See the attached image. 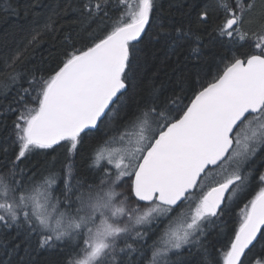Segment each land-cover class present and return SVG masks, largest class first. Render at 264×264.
I'll use <instances>...</instances> for the list:
<instances>
[{"label":"snow or ice","instance_id":"obj_1","mask_svg":"<svg viewBox=\"0 0 264 264\" xmlns=\"http://www.w3.org/2000/svg\"><path fill=\"white\" fill-rule=\"evenodd\" d=\"M184 7L67 0L0 58V236L58 264H264V0ZM162 49L189 72L157 84Z\"/></svg>","mask_w":264,"mask_h":264},{"label":"trees","instance_id":"obj_2","mask_svg":"<svg viewBox=\"0 0 264 264\" xmlns=\"http://www.w3.org/2000/svg\"><path fill=\"white\" fill-rule=\"evenodd\" d=\"M188 2L189 0H164L166 19L176 24L182 23L186 19L184 13L187 11L184 5ZM11 3L18 8V15L3 12L5 0H0V58L5 54L22 49L32 28L42 27L51 11L57 7H64L67 0H11ZM73 17L74 13L69 11L61 21L65 30L76 27L72 23ZM65 34L66 32L58 33L55 36L52 34L45 35L37 47L29 50L27 66L37 69L43 67L46 70L49 63V52L59 47ZM190 69L191 63L184 60V55L169 57L167 49H162L157 52L156 59L149 69V75L152 72H158L157 84L161 81L167 83L174 81L176 76L181 73H188ZM10 122L11 117L8 119V123ZM84 151L87 152V146ZM77 163L81 169L84 168L83 160L78 158ZM237 212L238 209L233 212L232 220H235ZM225 219L229 218L226 217ZM231 227L232 224L230 223L229 228ZM224 239L226 238L221 237L222 242ZM4 243L7 244V248L0 247V259L5 261L11 259V264H58L59 256L56 252L36 250L34 243L29 245L23 242L22 237H15L14 233L0 236V245ZM17 243L20 244L19 248L14 247ZM8 251L11 252V257L5 255V252Z\"/></svg>","mask_w":264,"mask_h":264},{"label":"rangeland","instance_id":"obj_3","mask_svg":"<svg viewBox=\"0 0 264 264\" xmlns=\"http://www.w3.org/2000/svg\"><path fill=\"white\" fill-rule=\"evenodd\" d=\"M246 202V201H245ZM241 207H242V205H241Z\"/></svg>","mask_w":264,"mask_h":264}]
</instances>
